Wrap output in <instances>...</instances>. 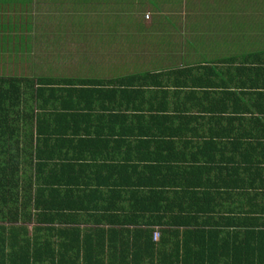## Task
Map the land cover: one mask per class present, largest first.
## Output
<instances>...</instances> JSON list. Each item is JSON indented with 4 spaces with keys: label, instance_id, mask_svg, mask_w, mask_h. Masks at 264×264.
Returning a JSON list of instances; mask_svg holds the SVG:
<instances>
[{
    "label": "trees",
    "instance_id": "trees-1",
    "mask_svg": "<svg viewBox=\"0 0 264 264\" xmlns=\"http://www.w3.org/2000/svg\"><path fill=\"white\" fill-rule=\"evenodd\" d=\"M62 1L0 0L6 39ZM233 39L118 78L0 74V264H264V41Z\"/></svg>",
    "mask_w": 264,
    "mask_h": 264
},
{
    "label": "rangeland",
    "instance_id": "rangeland-1",
    "mask_svg": "<svg viewBox=\"0 0 264 264\" xmlns=\"http://www.w3.org/2000/svg\"><path fill=\"white\" fill-rule=\"evenodd\" d=\"M130 1L133 2V0ZM62 2V4L53 3L52 5L48 2L39 8H36L38 6L36 3L34 5L29 3L30 9L27 10V13L32 15V19L40 21L41 29L39 31L42 33L33 32L30 44L25 45L23 50H19L18 43H10L17 42L16 40L6 39L13 32L10 29L0 27V74L29 76L34 73L45 75L50 73V75L58 77H76L83 76L88 72L98 74V71H101L102 77H109L112 73L109 71L111 68L115 67L123 71L125 69L133 70V62L137 60L138 66L144 64L143 69L147 68L145 65V60H147L152 71L158 64L162 65V57L173 56L180 53L182 48L186 49V46L182 45L183 43H180L179 39L182 34L187 38V43L193 38L195 27L190 26L194 23L193 19L206 20L203 16H198L203 15L198 11H193L192 15H197L195 17L190 15L192 11H187L190 19L183 20L184 26L177 29L178 34H176L175 39H168L165 31L155 37L148 27H139L136 30L134 17L138 20L142 17L143 19L149 17V21L153 17H158V13L156 14L153 9L150 7L147 10L140 8L139 3H128L126 9L112 7L116 19L113 15L109 16L110 11L106 10L101 11L102 15L100 14L99 17L89 16L82 22L81 18H71L72 14L69 9L72 7H68L67 4H71L73 1L63 0ZM189 4L191 3L188 2V6L191 8ZM132 6L134 8H131ZM75 9L76 7H73L72 11ZM18 11L13 6L7 8L0 6V16L5 14L4 17L1 16L0 23L6 24L9 17L17 16ZM42 13L43 16L39 20L38 16ZM107 16L109 17L105 19ZM45 21L51 22V25L42 26ZM102 21L104 24L112 26L110 37L117 35V39L110 38L105 28L94 25H99ZM94 27H97L96 32ZM163 27L164 25L160 23L157 31ZM196 28H198L199 33H203L205 29L204 26ZM208 29L225 31L219 27H208ZM23 33V35L28 34L27 32ZM58 37L62 39L58 40ZM200 40L201 43H197L198 47L210 48L206 39ZM254 49L256 50L255 45ZM135 53H137V60L134 56ZM198 54L197 60H202L214 55V52L206 50V54L202 51H198ZM154 55L156 59H154ZM81 56L86 57L85 62L84 59H80ZM174 58L178 61L183 59L181 57ZM153 59L155 62L151 63Z\"/></svg>",
    "mask_w": 264,
    "mask_h": 264
},
{
    "label": "crops",
    "instance_id": "crops-1",
    "mask_svg": "<svg viewBox=\"0 0 264 264\" xmlns=\"http://www.w3.org/2000/svg\"><path fill=\"white\" fill-rule=\"evenodd\" d=\"M195 1L197 0H133V2L130 0H98L97 4L100 5L98 6V9L110 11L108 15H113L115 19L116 16L113 13L114 11L112 10V7L116 6L117 9H126V4L128 3H139L141 5L140 8H144L145 10L149 9L148 7H150L156 12V14L158 13V17H153L150 21L149 17L144 19L142 17L139 20L134 17L136 30L139 27H148L151 29V33H154L155 37L161 35L165 31V33L168 35V39H175L176 34H178L177 29H180L182 26H184L183 20L190 19V15H192L193 11H198V13L203 14L198 16H203L206 20L193 19L194 23L190 24V26L195 27V29L194 36L191 38L189 43H187L188 40L183 34L180 35L181 38L179 39V42L183 43L182 45H185L186 49L182 48L180 53H177L173 56L181 57L183 59L178 61L173 56L162 57V65L158 64L152 71H160L166 67L181 66L187 63L191 65L194 63L193 61L195 59H198V51H202L204 54H206V50L213 51L214 55L208 57L213 58L217 56L222 59L223 56L229 54L228 46H226L225 43L228 44L230 41H235L233 38H241L236 40L237 51L246 49L245 45L247 43L244 42V38L251 39L254 41V43L256 40L260 42L263 39L264 41V0H236L235 2L230 0H199V2L194 5L193 2ZM188 2L191 3L189 4L191 5V8L186 6V3L188 4ZM134 6L137 5L134 4ZM230 6L235 9L233 16L230 14ZM131 8L134 7L132 6ZM187 10L192 11L190 15L186 13ZM99 16L100 15L97 17ZM109 16H107L105 19H107ZM195 16L197 15H192V17ZM160 23L163 24L164 27L157 31ZM94 25L98 26L97 24ZM99 25H103L102 28L107 30L110 37L112 26L104 24V21L100 22ZM199 26L205 27L203 33L198 32V28L196 27ZM208 27H219L225 31L222 32L217 29L212 31L208 29ZM112 37L113 39H117V35H113ZM125 38L126 37L123 39ZM200 39H206V42L209 44L210 48L206 49L204 47H198L197 43H201ZM247 47L251 49L250 46ZM135 54L134 56L137 60V53ZM141 57L144 59L143 56ZM153 57L156 59L155 55ZM154 59L151 60V63L155 62ZM137 61L133 62V70L125 69L123 71L122 69L113 67L109 70L112 72L110 76L105 78H118V76L124 77L151 70L147 60H145V65L147 67L146 69H143L144 64L138 66Z\"/></svg>",
    "mask_w": 264,
    "mask_h": 264
},
{
    "label": "built area",
    "instance_id": "built-area-1",
    "mask_svg": "<svg viewBox=\"0 0 264 264\" xmlns=\"http://www.w3.org/2000/svg\"><path fill=\"white\" fill-rule=\"evenodd\" d=\"M153 235H154V239L158 238V232H155Z\"/></svg>",
    "mask_w": 264,
    "mask_h": 264
}]
</instances>
